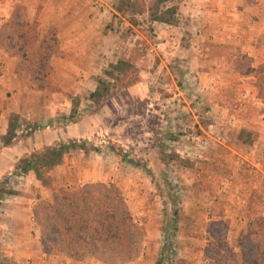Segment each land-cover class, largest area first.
Masks as SVG:
<instances>
[{
  "label": "rangeland",
  "instance_id": "rangeland-1",
  "mask_svg": "<svg viewBox=\"0 0 264 264\" xmlns=\"http://www.w3.org/2000/svg\"><path fill=\"white\" fill-rule=\"evenodd\" d=\"M116 2L0 0V65L4 62L1 54H7L1 33L15 15L26 16L31 23L37 19L42 33L55 26L63 45L66 31L59 26L70 18L69 9L79 7L88 11L89 7L101 13L105 7H110L109 18L104 24L96 27L91 22V30L86 29L92 39L107 37L111 45L108 53L99 47L93 49L96 60L90 66L98 74L87 78L89 74L85 72L88 68L85 67V72L81 70L86 76H80L83 79L78 77L76 81L87 82V86L82 85L86 92L78 96L70 92L64 94L58 104L59 118L43 124L38 131L44 133L50 125L62 131L67 125L87 124L95 114V125H92L96 132H91L93 135L70 138L61 143L87 142L99 150L72 151L66 156L62 168L54 172L55 179L52 172L50 175L53 181L63 183L56 186L58 189L77 188L91 182L116 183L132 212L147 230L140 257L129 264H165L164 204L148 169L156 174L166 169L182 191V216L172 264H220L211 257L215 250L210 246V219L214 217L227 222V240L241 254V244L248 229L247 208L251 193L258 191L264 196V103L255 95L259 92L256 79L237 73L236 65L242 53L233 55L231 67L225 63L229 59L225 48L214 42L215 36L210 31L201 30L195 23L199 17L188 7L189 4L193 8L194 0L176 1L180 7V22L176 27L154 23L147 14L136 18L118 16ZM85 15L96 16L95 12ZM202 56L206 58L203 63L200 62ZM120 59L135 64L141 73L140 82L116 93L101 107L90 103L89 89L94 82L97 84L98 77H104V71L111 63ZM59 62L57 60L55 64L53 60L54 79L61 90L55 88L42 92L47 94L46 99H55L53 90L58 94L63 92L55 78L57 70L62 69ZM218 67L221 68L216 70ZM91 70L95 73L94 69ZM22 74L18 79L22 82L29 79L30 83L29 75L24 78ZM0 78H3L2 73ZM68 81L71 84L72 81ZM74 97L81 98V104L75 117L70 118ZM67 101L71 108L66 115L67 110L64 112L62 104ZM29 125L32 126L25 124ZM242 129L254 133V145H245L238 140ZM22 130L11 150L6 149L0 140V154L3 149L5 153L0 156V264H80L63 255L45 254L42 231L35 225L33 213L32 223L26 227L24 221L23 227L18 228L15 217L5 212L3 200L8 195L2 196L1 190L7 186L16 190L24 187L25 180L16 178V170L12 168L22 154L21 149L29 147L25 144H30L31 140L41 145L39 139L44 141L43 148L53 146L48 145L45 134L35 138L37 131ZM20 140L23 142L18 143ZM118 149L127 153L129 159L119 155ZM163 151L177 153L194 165L168 167L161 161ZM135 161L142 167L135 165ZM259 208L264 211L263 200L259 202ZM39 232L40 241L37 239ZM85 264L96 263L90 260Z\"/></svg>",
  "mask_w": 264,
  "mask_h": 264
},
{
  "label": "trees",
  "instance_id": "trees-1",
  "mask_svg": "<svg viewBox=\"0 0 264 264\" xmlns=\"http://www.w3.org/2000/svg\"><path fill=\"white\" fill-rule=\"evenodd\" d=\"M176 1L117 0L115 10L121 17L136 18L147 14L154 23L176 27L180 22V7ZM132 20L134 22L135 19ZM1 38L7 54L19 59L18 70L29 75L32 88L41 92L57 88L53 60L55 57H63L64 53L55 26L42 33L37 19L31 23L26 16L20 18L15 15L4 26ZM236 71L243 77L256 79L258 98L264 103V63L255 65L253 58L243 54L237 61ZM140 79L141 73L135 64L120 59L105 69L104 77H98L97 88L90 92L88 99L95 106L101 107L116 93L137 85ZM57 89L61 90L60 87ZM80 104L81 98L74 97L70 118L78 113ZM1 116L0 100V121ZM20 120L19 114H11L7 134L0 135L5 147L16 144L22 129L30 128L32 132L38 130L37 126H25ZM238 140L251 146L255 143V135L251 130L242 129ZM90 148L99 150L87 142L60 143L34 150L19 159L15 166L16 174L33 172L44 187L53 190V198L40 201L33 212L34 223L42 231L43 250L47 255H63L77 262L93 258L103 264L132 263L141 255V245L147 230L132 212L122 189L116 183L91 182L77 188L59 189L54 186L50 173L64 164L66 156L74 150L86 151ZM113 150L116 151L115 148ZM117 153L129 159V155L122 153V149H118ZM161 154V161L168 167L174 165L188 168L194 165L191 160L177 153L163 151ZM135 165L142 167L138 161H135ZM165 170L156 174L148 169L163 199L164 259L165 264H172L182 216V191ZM19 194L11 186L1 190L2 196ZM262 200L264 205V196L258 191L251 193L247 208L248 229L241 244V254L227 240V222L223 219L215 220L214 217L210 219V246L215 250V255L211 257L214 260L220 264H264V211L259 208Z\"/></svg>",
  "mask_w": 264,
  "mask_h": 264
},
{
  "label": "crops",
  "instance_id": "crops-1",
  "mask_svg": "<svg viewBox=\"0 0 264 264\" xmlns=\"http://www.w3.org/2000/svg\"><path fill=\"white\" fill-rule=\"evenodd\" d=\"M193 5V8H191L189 4L188 7L190 11L196 12V15L199 17V19L195 21L197 27L201 28V30L210 31V33L215 36L214 42H217L219 45L222 44L220 46L225 48L226 54H228L226 57H229V59L225 61L226 64L231 67L233 55L236 53H242L253 58L255 65L264 63V0H194ZM72 8L69 9L71 10L69 11L70 18L64 24L62 23L61 27L59 26L60 29L66 31V38L63 40L62 45L64 56L60 58L55 57L54 63L56 64L57 60H60L59 63L62 64V69L58 68L60 71L57 70L58 74L55 78L60 83L63 92L58 94L53 90L55 93H52V96L55 98L54 100L46 99V93L32 88L30 83H28L29 79H27V82L24 80L22 82L18 79V75L22 74V72L19 73L18 71V58L11 57L4 52L3 55L1 54L3 57L2 62H4L0 65V73L3 74V78H0V99L3 109L0 123V135L7 134L9 119L12 113H17L21 116L20 122L22 124L24 123L25 125L27 123L37 126L38 130L35 132V138H39L41 135L45 134L49 139L47 141V143H49L48 145H56L62 141H68L70 138H87V136H91L96 132V127L94 126V118L96 116L94 114L87 124L83 122L74 125L71 124L70 126L67 125L62 131H60L59 127L54 126L51 128L50 125L47 130H44V133H38V131L42 129L43 124H48L49 121L53 122L55 119L59 118L58 104L64 99V94L70 92L78 96L85 91L84 86L88 84L87 82H83L84 80H81L83 79L81 78L82 76H86L81 70L85 72V67L88 68L85 72V74H89L87 78H90L92 74H98V71L90 66L91 63L96 60L93 49L99 47V49L101 48L106 53L111 49L107 37L94 40L90 36L91 33L87 31L88 29L91 30V22L98 27L108 20L110 7H105L101 13L100 10L97 11L96 9L92 11L89 7L88 11L79 7L78 9L75 7ZM111 9L114 11L113 8ZM94 12L96 16L93 18L91 15L87 17L85 15ZM200 59L202 63L206 60L205 57ZM223 67L230 70V68L225 65H223ZM220 68L221 67H218L216 70ZM91 69H94L95 73H92ZM22 75L24 78H27L26 74ZM7 76L10 78H7ZM73 77L75 78L74 80ZM78 77L81 78L80 82L76 81ZM87 78L85 80H87ZM68 79L72 81L71 84ZM96 88L97 84L94 82L89 90L92 92L95 91ZM255 95L258 97L257 94ZM89 102L92 103L90 100ZM62 105L64 112L67 110L65 114H69L68 110L71 108L70 102H63ZM91 132L93 134H91ZM55 134L57 135L56 138L53 137ZM39 140L41 145L37 144L36 140L35 144L32 143V140L29 141L30 144L26 143L25 145L29 147L21 149L22 154H20L21 156L18 159H21L23 155L26 156L32 153L34 150L43 149L42 144L44 141L42 139ZM21 142H23V140L18 141V143ZM11 148L12 147H7L6 149L11 150ZM4 154L3 149L0 156L2 157ZM12 168L16 170L15 166ZM61 168L62 165L56 167L52 171L54 179V172ZM16 178L25 180V183L22 184L24 187L20 189L17 188L20 192L19 195L6 196L3 200L5 203V212L15 217L16 227H23L24 221H26L25 226L28 227L29 223H32L33 207L40 200H51L53 198V190L44 187L33 172L29 174H16ZM60 183H62L60 180H54L55 187L63 185V183ZM28 212L30 213L29 216H27ZM24 216H26L28 220ZM40 234V232L37 233V239H39V241L41 238ZM28 249L30 248L28 247L27 250ZM90 260L96 264H103L93 258L78 263L85 264Z\"/></svg>",
  "mask_w": 264,
  "mask_h": 264
},
{
  "label": "built area",
  "instance_id": "built-area-1",
  "mask_svg": "<svg viewBox=\"0 0 264 264\" xmlns=\"http://www.w3.org/2000/svg\"><path fill=\"white\" fill-rule=\"evenodd\" d=\"M23 130H21V133H22Z\"/></svg>",
  "mask_w": 264,
  "mask_h": 264
}]
</instances>
